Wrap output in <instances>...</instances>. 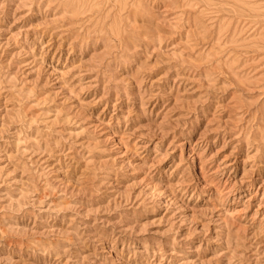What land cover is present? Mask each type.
<instances>
[{
    "label": "rangeland",
    "instance_id": "374dc122",
    "mask_svg": "<svg viewBox=\"0 0 264 264\" xmlns=\"http://www.w3.org/2000/svg\"><path fill=\"white\" fill-rule=\"evenodd\" d=\"M0 264H264V0H0Z\"/></svg>",
    "mask_w": 264,
    "mask_h": 264
}]
</instances>
